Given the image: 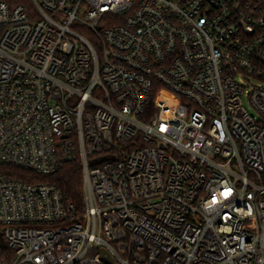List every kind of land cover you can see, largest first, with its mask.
Returning <instances> with one entry per match:
<instances>
[{"label": "built area", "instance_id": "built-area-1", "mask_svg": "<svg viewBox=\"0 0 264 264\" xmlns=\"http://www.w3.org/2000/svg\"><path fill=\"white\" fill-rule=\"evenodd\" d=\"M30 4L0 0V169L79 157L83 208L0 171V264H264V0Z\"/></svg>", "mask_w": 264, "mask_h": 264}, {"label": "trees", "instance_id": "trees-1", "mask_svg": "<svg viewBox=\"0 0 264 264\" xmlns=\"http://www.w3.org/2000/svg\"><path fill=\"white\" fill-rule=\"evenodd\" d=\"M5 1L11 6L22 4L31 9L30 0ZM0 171L13 178L30 183L42 182L53 184L60 190L66 201L72 203L78 210L83 208V172L79 157L65 162L58 171L48 175H39L11 166H4Z\"/></svg>", "mask_w": 264, "mask_h": 264}, {"label": "water", "instance_id": "water-1", "mask_svg": "<svg viewBox=\"0 0 264 264\" xmlns=\"http://www.w3.org/2000/svg\"><path fill=\"white\" fill-rule=\"evenodd\" d=\"M108 158H111V159H113V157H110V156H105V157H100V158H98V159H95V160H93V161H90V164H96V163H99V162H101V161H103V160H106V159H108ZM0 244H2V241L0 240ZM103 253H104V255H105V257H106V259L108 260V261H110L111 262V260L108 258V256H107V254L103 251Z\"/></svg>", "mask_w": 264, "mask_h": 264}]
</instances>
